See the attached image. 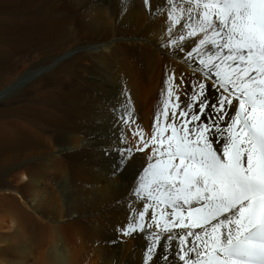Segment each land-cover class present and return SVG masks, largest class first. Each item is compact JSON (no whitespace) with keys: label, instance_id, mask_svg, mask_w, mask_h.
<instances>
[{"label":"bare ground","instance_id":"obj_1","mask_svg":"<svg viewBox=\"0 0 264 264\" xmlns=\"http://www.w3.org/2000/svg\"><path fill=\"white\" fill-rule=\"evenodd\" d=\"M162 3L0 0V264H144L152 244L147 264H183L164 229L202 231L179 226L186 212L160 203L158 231H121L142 208L154 124L159 135L194 83L220 94L208 54L169 34Z\"/></svg>","mask_w":264,"mask_h":264},{"label":"snow or ice","instance_id":"obj_2","mask_svg":"<svg viewBox=\"0 0 264 264\" xmlns=\"http://www.w3.org/2000/svg\"><path fill=\"white\" fill-rule=\"evenodd\" d=\"M144 3L151 11L150 0ZM160 11L168 13L170 35L194 38L196 54H208L206 75L219 79L213 83L220 94L211 99L204 82L194 83L188 100L176 97L177 111L163 112L159 135L154 124L151 143L159 144L134 190L142 208L121 231H158L155 206L164 203L161 215L186 212L191 224L179 226L202 229L173 234L165 227L164 238L183 245V264H264V0H164ZM185 27L191 31L181 32ZM221 64L223 77L213 72ZM155 248L148 247L144 264Z\"/></svg>","mask_w":264,"mask_h":264},{"label":"rangeland","instance_id":"obj_3","mask_svg":"<svg viewBox=\"0 0 264 264\" xmlns=\"http://www.w3.org/2000/svg\"><path fill=\"white\" fill-rule=\"evenodd\" d=\"M11 94H9V95H7V96H10ZM1 215H0V218L2 217V216H4L3 215V213H0ZM2 219V218H1ZM75 250H77V251H81L82 250V247L81 246H79V247H76V249ZM37 257H39V256H37ZM82 257V256H81ZM82 261V260H81ZM78 264H82V262H80V260H79V263Z\"/></svg>","mask_w":264,"mask_h":264}]
</instances>
